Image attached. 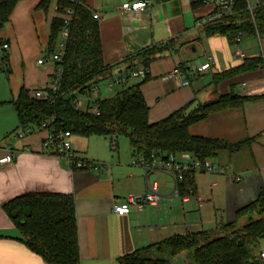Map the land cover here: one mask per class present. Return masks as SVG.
<instances>
[{"label": "crops", "instance_id": "1", "mask_svg": "<svg viewBox=\"0 0 264 264\" xmlns=\"http://www.w3.org/2000/svg\"><path fill=\"white\" fill-rule=\"evenodd\" d=\"M40 1L19 0L0 29V45L7 44L6 49L0 50V157L4 144L14 154L11 163L0 164V264H48L27 247L4 209V204L28 193L72 196L79 264H119V257L174 234L218 232L224 225L241 227L248 216L238 215V211L254 202L264 185V68L217 84L212 75L240 64L244 58L264 56V38L239 36L237 45L243 57L234 58L232 39L206 35L202 26H196V21L215 11L216 0H143L150 5L135 13H126L119 7L138 0H81L92 17L97 15L93 19L99 28L102 61L110 67L102 78L105 90L119 91L121 83L110 84L112 80L143 70V76H129L123 82L141 83L149 123L182 107L192 109L218 95L249 98L239 107L210 114L189 126L192 135L239 143L236 148L210 158L220 164L217 172L193 176L194 194L203 198L202 207L193 197L185 202L173 198L171 179L160 174L154 177L163 195L158 205H146L141 212L131 206L129 213L117 215L113 205L123 202L129 194H142L145 188L142 169L131 162L135 154L129 143L118 141V137L71 135V148L77 158L101 163L95 169H77L43 148L46 130L33 127L22 138L12 134L18 126L12 101L19 90L24 87L31 93L48 86L54 76L52 64H38L37 60L50 55L51 19L65 15L57 12V0H49L45 11L36 7ZM250 4L256 7L257 1ZM60 38L61 35L55 51ZM170 39L174 41L172 48L158 53L147 67L133 58ZM208 58L209 68L197 72V67ZM175 68L178 75L172 73ZM95 86L90 103L92 99L113 95L101 97L98 85ZM80 99L86 104L84 97ZM236 175L240 181L234 180ZM211 184L215 186L211 188ZM186 223L189 227L184 226ZM260 247L256 256L264 250V242ZM259 260L264 264V258ZM171 264L192 262L183 251L171 258Z\"/></svg>", "mask_w": 264, "mask_h": 264}, {"label": "trees", "instance_id": "2", "mask_svg": "<svg viewBox=\"0 0 264 264\" xmlns=\"http://www.w3.org/2000/svg\"><path fill=\"white\" fill-rule=\"evenodd\" d=\"M19 0H0V29ZM49 0H41L37 8L47 9ZM72 10L68 35L60 61L62 74L58 91L48 99L34 98L22 87L12 101L18 126L40 127L45 120L53 119L51 127L69 131L71 135L126 137L135 155L146 159L152 154L166 157L169 154L190 152L198 159H210L220 151L232 150L239 143L196 136L189 133V126L210 114L241 106L248 97L231 94L218 95L214 100L198 104L192 109L182 107L162 120L149 123L148 107L140 91L141 83L126 85L105 98H95L97 114L88 111L92 87L109 72L103 64L98 24L81 0H57L60 14ZM64 17H54L50 22L48 52L52 54L59 41ZM206 35L257 36L264 38V0H259L252 13L245 0H236L232 13L202 26ZM147 48L133 56L143 67L163 50L172 48L174 41ZM264 68V56L244 58L231 68L212 75L213 83L232 76ZM127 79V78H126ZM125 79V80H126ZM84 97L86 104L76 108L74 98ZM17 126V127H18ZM193 188V178L184 177L179 191ZM30 209L25 215L24 209ZM4 209L15 212L12 221L27 247L48 264H79L78 238L74 202L71 195L59 193H28L15 197ZM246 214L247 221L239 228L224 225L218 232L186 231L174 234L160 242L134 250L118 258L119 264H171V258L186 251L192 264H262L254 248L264 241V185L254 202L238 211ZM188 229V228H187ZM151 249L155 251L150 252Z\"/></svg>", "mask_w": 264, "mask_h": 264}, {"label": "built area", "instance_id": "3", "mask_svg": "<svg viewBox=\"0 0 264 264\" xmlns=\"http://www.w3.org/2000/svg\"><path fill=\"white\" fill-rule=\"evenodd\" d=\"M75 1V0H72ZM247 4V10L252 13V9L254 8L249 0H245ZM257 3L259 0H256ZM236 0H216V9L215 11L203 17L202 19L196 21V26L201 27L206 23L213 21L215 19L223 18L226 15L232 13V8L235 4ZM150 5L149 1H127L120 5L119 9L126 13H135L138 11L144 10L146 7ZM72 15V10L68 9L63 18L64 26L61 31V38L58 44V49L48 55L47 57L41 58L37 60L38 64L50 63L54 68V76L52 82L43 88L35 89L32 93V96L37 99H48L50 97V93L55 94L58 91L59 80L62 74V69L60 66L61 57L63 54V50L65 47V40L68 35V25ZM93 18H97L96 14H93ZM240 37L235 36L232 41L235 46L234 58H242L243 51L238 47L237 43L239 42ZM7 44L3 43L0 45V50L6 49ZM209 60L208 58L204 63L200 64L197 67V72L206 71L209 68ZM173 74L178 75L179 70L175 68L172 71ZM144 71H135L131 72L127 77L141 75L143 76ZM127 77H122L118 79H114L110 82H119L124 81ZM96 86L92 87L94 91ZM95 99L91 100L90 108L88 111L92 114L98 113V108L95 104ZM73 104L76 108H83L84 104L82 100L78 98L73 99ZM53 123V119L45 120L40 124V128L46 130V136L42 141V146L46 150H50L59 158H64L70 164V166L77 169H85V168H97L101 166V163H95L92 161L79 159L76 157L74 151L71 148L70 137L71 134L69 131L64 130H56L51 127ZM32 131L30 127L19 125L13 131V135L19 138L24 137ZM112 149L115 148V143L111 145ZM14 159V154L12 150L4 144V153L0 157V164H8L11 163ZM132 164L140 167L143 171V179H144V192L142 194H129L125 197L124 201L113 205V211L117 215H125L129 213L130 207L133 206L136 212H141L146 205L156 206L162 199V194L159 191L158 184L155 180L152 179L153 176H157L160 174L168 176L172 181V189L170 195L173 198L178 199L181 202L187 201L189 198L193 197L199 207H202L203 198L201 196H195L194 190L192 187H187L184 194H181L179 191V183L182 181L184 177H192L199 172H203L206 174H212L217 172L221 167L218 162L212 161L211 159H198L194 154L190 152H180L178 154H169L166 157H161L160 155L152 154L150 158L146 159L142 155H135L132 159ZM240 176L236 175L234 180L240 181ZM214 184H211V188L214 187ZM189 223H186L184 226L189 227ZM260 258H264V250L259 254Z\"/></svg>", "mask_w": 264, "mask_h": 264}, {"label": "rangeland", "instance_id": "4", "mask_svg": "<svg viewBox=\"0 0 264 264\" xmlns=\"http://www.w3.org/2000/svg\"><path fill=\"white\" fill-rule=\"evenodd\" d=\"M250 1H251V3H253V0H250ZM0 77H2V76H0ZM97 85L99 87V91H100V96L101 97L104 96V95H111V94H115L116 92H118V88H115V92H113V93H110L109 91L105 90V81L104 80L99 81L97 83ZM32 93H33V91H31L30 94L32 95ZM118 141H121L122 143H128L127 142V138L126 137H123V136L118 137ZM263 242L264 241L262 240V241H260L258 243V245L254 248V251L255 252H257L258 250H260V248H261L260 246H261V244Z\"/></svg>", "mask_w": 264, "mask_h": 264}, {"label": "water", "instance_id": "5", "mask_svg": "<svg viewBox=\"0 0 264 264\" xmlns=\"http://www.w3.org/2000/svg\"><path fill=\"white\" fill-rule=\"evenodd\" d=\"M154 177H155V176L152 177L153 180H154ZM24 214H25V215H29V214H30V209L25 208V209H24ZM11 216H15V212H13V213L11 214Z\"/></svg>", "mask_w": 264, "mask_h": 264}]
</instances>
